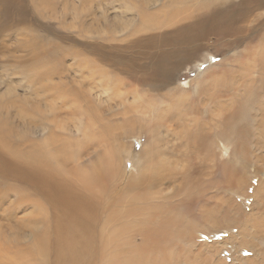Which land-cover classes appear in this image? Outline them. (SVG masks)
Returning <instances> with one entry per match:
<instances>
[{
	"label": "rangeland",
	"instance_id": "rangeland-1",
	"mask_svg": "<svg viewBox=\"0 0 264 264\" xmlns=\"http://www.w3.org/2000/svg\"><path fill=\"white\" fill-rule=\"evenodd\" d=\"M192 1V19L177 22L166 14L171 0H1L0 118L16 134L71 140L53 148L74 154L70 169L92 171L118 154L117 176L95 187L93 244L123 225L133 234L164 222L165 264H264V0ZM197 18L230 21L200 39L177 38ZM68 172L53 173L51 186L70 181ZM79 185L56 196L64 212L94 208ZM21 191L20 205L14 192L0 195V243L31 245L43 224L36 207L60 214L40 189ZM6 246L0 264L54 262L18 259Z\"/></svg>",
	"mask_w": 264,
	"mask_h": 264
},
{
	"label": "bare ground",
	"instance_id": "bare-ground-1",
	"mask_svg": "<svg viewBox=\"0 0 264 264\" xmlns=\"http://www.w3.org/2000/svg\"><path fill=\"white\" fill-rule=\"evenodd\" d=\"M36 1L40 5L48 4V0ZM192 2V0H171V3L175 6L170 5V11L166 14L170 18H179L183 15L187 19H192V14L187 13ZM179 3L182 5H176ZM198 9L200 8L198 7ZM142 16L149 23H157L158 21L154 19L156 18L155 14L143 12ZM184 18L177 19V22L184 21ZM198 19L192 20L186 26L177 28L175 31L177 38L200 39L212 28L225 26L230 21L229 19L213 20L208 18L197 22ZM153 29L160 30L161 27L155 25ZM227 30H231V28L227 26ZM90 123L91 121H87L84 127L85 132L89 130ZM247 136L245 130L240 134V140L244 146L247 145L245 142ZM62 143L64 144L62 145ZM66 143H72V141L55 133H50L41 140L35 139L33 136L16 134L14 128H10L9 122L0 118V195L5 196L12 191L18 197L17 205H20L26 201L24 193L21 191L23 186L34 188L35 191L40 189L49 198V202L60 211L58 217L49 219L41 213L44 212V207L42 209L36 207L35 212L42 216L41 222L43 224L41 227L34 229L31 245L18 246L16 239L5 240L0 243V256L6 255L9 250L6 245L11 244L17 247L15 248V254L18 259H22L24 256L34 258L39 255L46 262L47 257L51 254L54 256L53 264H86L91 258L92 263L96 258L98 264H103V262L104 264H165L168 258L164 253L166 246L162 241L164 239L165 242L168 224L164 222L151 225L143 224L133 234H129L128 227L123 225L118 227L119 230L113 236H108L106 240L108 244L105 243L103 246L101 243L95 242L93 244L95 234L98 236L97 224L100 215L97 212L96 202L98 197L95 187L98 190L102 187L106 190L107 184L117 176L120 171V167L117 165V163L119 164V156L117 153H113L107 155L103 161L98 158L95 162L98 165L92 171L91 169L84 170L79 164L70 169L69 163L71 165L73 163L70 159H74V154H65L60 151ZM55 146L61 148L54 151ZM46 169H50L51 172L47 173ZM67 172L71 177L70 181H64L58 188L51 186L53 184V173L60 175ZM10 181H13L14 184H11ZM75 182L80 184L79 188L82 191L88 193L89 201L95 198L94 208L89 212H81L80 210L77 212H64L61 200L56 199L57 195H72ZM74 194L76 195L75 191ZM78 196L82 195L78 193ZM3 199V197H0V204H2ZM78 202L84 204L81 199ZM191 203L193 201L185 202L186 205ZM31 205H39V203L31 202ZM129 213L133 212L127 210L121 218ZM120 232L124 235V240L121 238ZM135 235H139L142 239L140 244L134 243ZM115 241L124 243L125 250L122 253H118L115 246L114 248L111 247V242ZM97 255H100L101 261L98 260Z\"/></svg>",
	"mask_w": 264,
	"mask_h": 264
}]
</instances>
